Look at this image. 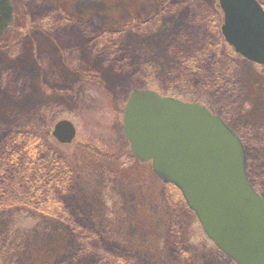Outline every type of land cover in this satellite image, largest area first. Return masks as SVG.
<instances>
[{"label":"rangeland","instance_id":"obj_1","mask_svg":"<svg viewBox=\"0 0 264 264\" xmlns=\"http://www.w3.org/2000/svg\"><path fill=\"white\" fill-rule=\"evenodd\" d=\"M11 1L12 21L0 36V127L33 131L63 159L73 182L66 192L73 217L97 235L91 243L103 252L95 259L79 254L64 223L22 206L0 214V264H107L112 257L132 264H236L218 253L185 202H170L172 187L133 155L122 128L129 94L146 82L161 95L206 104L241 135L247 173L264 197V65L222 41L218 0H184L172 19L181 24L167 28L156 23L171 20L170 13L149 20L165 0ZM56 11L75 22L52 21L54 31L33 23L46 13L57 20ZM94 29L123 33H107L106 44L98 35L92 40ZM116 44L128 56L153 58L144 63L145 75L115 63L106 51ZM194 55L197 66L190 68ZM63 118L77 127L66 146L51 134Z\"/></svg>","mask_w":264,"mask_h":264},{"label":"water","instance_id":"obj_2","mask_svg":"<svg viewBox=\"0 0 264 264\" xmlns=\"http://www.w3.org/2000/svg\"><path fill=\"white\" fill-rule=\"evenodd\" d=\"M222 33L234 51L264 65V8L257 0H218ZM0 0V35L13 16ZM123 131L134 156L177 187L207 237L236 264H264V197L248 177L240 136L199 103L134 89L123 110ZM52 135L73 142L75 124L59 120Z\"/></svg>","mask_w":264,"mask_h":264},{"label":"trees","instance_id":"obj_3","mask_svg":"<svg viewBox=\"0 0 264 264\" xmlns=\"http://www.w3.org/2000/svg\"><path fill=\"white\" fill-rule=\"evenodd\" d=\"M183 2L184 0H165L163 9L154 13L155 15L153 18L149 20L158 18L164 12V16H167V13H170L171 20H169V18L161 19L160 22L157 21L156 24H161L164 28H167V22H171L176 26L181 20L179 23L173 21V15L177 17V13H179V10L183 7ZM218 10L221 13L220 7H218ZM56 12L57 20L53 18H50V20L47 19L48 14L46 13L43 20L38 21L36 19L33 23L36 25H42V27L54 31L52 28V21L56 22L58 26H61L59 24H64V22H68L69 24L75 22V20L68 18L63 13L59 11ZM82 25L86 24L82 23ZM187 25L190 26V23ZM65 30L69 32L67 29ZM216 30L218 31V29ZM95 32L94 29L92 40H95V38L97 39L96 36L98 35L101 38V41L106 44L109 42L108 34L116 35L117 33H123V31H116V33H113L108 30L106 31L108 34L99 32L95 34ZM164 32V34L167 33L166 31ZM219 35L222 37V41H224L225 39L220 31ZM102 36L104 37V40ZM106 39L107 41L105 42ZM189 40L190 39L187 41ZM226 43L227 42L225 41V44ZM204 44L206 46L208 44L207 48L209 47V49L212 47L211 43L209 44L208 41L207 44ZM204 46L200 49L201 51H199L200 53L203 52V58L201 57V59H205V50H203ZM89 48L93 53L95 52V45H92V43ZM117 49H119V47L116 44L114 48L110 49L114 50L113 52L110 51L108 53V51H106L107 54H112L113 57L118 58L115 61L117 65L126 66L131 72L132 70H136L137 74L140 72V74L145 75L143 71L144 63H147L148 65L153 61L152 57L148 58V61H144L142 57L128 56L127 53L119 52ZM233 50L234 49H232V51ZM233 52L235 53V51ZM192 58L190 68H195L197 66V57L194 55ZM160 71H164V69H161ZM146 83L149 85L148 82ZM148 85H144V87L149 88ZM208 107L215 112L210 106ZM32 132L33 131L31 130H15L13 128L0 127V214L9 212L11 208L15 209L26 206L32 210H36L44 217H51L57 222L64 223L71 230L73 235H75V243H77L76 249L79 250V254H82L83 256H91L95 259L96 254L103 252L99 246L96 247L91 243L93 237L97 235L86 232L82 229V226L77 223L80 221V218L73 217V208H75V205L70 203V196H66L68 187L73 186L71 174L64 170V167L66 166L64 165L63 159H60L55 155L53 149L50 148L47 143L43 142V139L41 138L42 136L36 135ZM166 184L172 187V190L168 189L169 191L167 192V198L171 203L176 204L177 202H185L181 192L174 187L173 184ZM169 230L171 232L173 231L171 224ZM218 251L217 252L221 253L222 256H226L219 249ZM187 255H189V253H187ZM114 258L115 257L109 258L113 261L108 260L107 264H132L125 258ZM100 264H106V262L104 261V263Z\"/></svg>","mask_w":264,"mask_h":264},{"label":"flooded vegetation","instance_id":"obj_4","mask_svg":"<svg viewBox=\"0 0 264 264\" xmlns=\"http://www.w3.org/2000/svg\"><path fill=\"white\" fill-rule=\"evenodd\" d=\"M11 1V0H10ZM11 3H12V1H11ZM62 13V12H61ZM65 15V14H64ZM66 16V15H65ZM68 18H70L69 16H67ZM85 23V22H84Z\"/></svg>","mask_w":264,"mask_h":264}]
</instances>
